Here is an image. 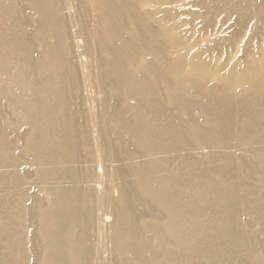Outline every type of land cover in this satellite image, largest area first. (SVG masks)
<instances>
[{
  "label": "bare ground",
  "instance_id": "bare-ground-1",
  "mask_svg": "<svg viewBox=\"0 0 264 264\" xmlns=\"http://www.w3.org/2000/svg\"><path fill=\"white\" fill-rule=\"evenodd\" d=\"M259 34L264 0H0V264H264Z\"/></svg>",
  "mask_w": 264,
  "mask_h": 264
},
{
  "label": "rangeland",
  "instance_id": "rangeland-1",
  "mask_svg": "<svg viewBox=\"0 0 264 264\" xmlns=\"http://www.w3.org/2000/svg\"><path fill=\"white\" fill-rule=\"evenodd\" d=\"M220 18H221V16L217 17V21ZM231 30H233V28ZM231 30H223L222 32H219L218 34L224 35L225 33H227V31H231ZM262 43H264V36L262 34L256 35L251 42V47H252V49H258V48H260V44H262Z\"/></svg>",
  "mask_w": 264,
  "mask_h": 264
}]
</instances>
